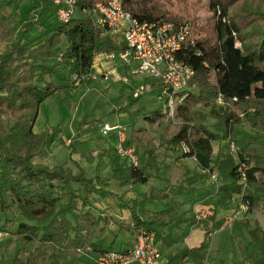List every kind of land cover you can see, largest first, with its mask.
Returning a JSON list of instances; mask_svg holds the SVG:
<instances>
[{"label":"trees","instance_id":"1","mask_svg":"<svg viewBox=\"0 0 264 264\" xmlns=\"http://www.w3.org/2000/svg\"><path fill=\"white\" fill-rule=\"evenodd\" d=\"M11 1L1 0L0 4V40L6 44L0 54V211L17 205L24 220L12 233L24 243H35L33 249L18 252L12 263L62 264L73 258L96 264L80 249L91 246V256L116 249L105 246L106 240L98 236L102 223L108 224L113 217L97 213L94 203L97 195L110 194L103 188L109 179L88 177L83 169L74 173L65 165L35 162V157L54 142L55 128L36 132L34 127L41 104L61 89L54 79L59 67L75 76L74 80L87 83L97 54L118 55L127 44L120 33L98 24L92 14L82 11L108 0H75L77 12L70 21L44 24L40 36L14 43L17 30L1 10ZM44 1V11L49 8L56 15L53 0ZM121 1L124 9L142 21H188L191 31L178 57L194 67L195 75L178 94L173 118L162 104L136 112L147 124L156 126L158 142L146 126L131 130L124 122L130 127L126 145H134L138 154L143 149L141 166H131L126 161L120 164L116 157L112 177L125 185L148 183L155 176L149 168L157 166L159 147L171 154L180 151L179 158L194 159L204 171H189L194 176L190 182L166 180L168 186L152 188L130 206L132 219L124 225L134 235L141 227L154 230L158 239L160 226L181 219L177 208L182 203L172 196H194V183L217 169L221 182L215 191L208 192L211 215L201 222L210 220L211 230L220 229L229 218L217 219V208L228 205L235 195L241 194V201L248 200L249 208L264 204V0H208L209 8L217 15L213 17L214 41L197 36V24L191 17L172 9L166 0ZM38 19L26 20L21 34ZM237 40L242 46L236 45ZM145 81L158 89L152 79ZM219 93L225 102L222 105L217 103ZM208 117L217 119L213 128L206 123ZM228 137L235 141L237 155L228 151L214 159V143ZM182 142L188 144V151H184ZM82 155L92 158L90 152ZM239 161L247 165V193L240 182ZM148 198L169 199L168 208L150 215L142 205ZM249 233L250 245L258 251L251 264H264V229L257 224ZM208 247L204 241L199 247L179 250L176 258L188 251L199 264Z\"/></svg>","mask_w":264,"mask_h":264},{"label":"rangeland","instance_id":"2","mask_svg":"<svg viewBox=\"0 0 264 264\" xmlns=\"http://www.w3.org/2000/svg\"><path fill=\"white\" fill-rule=\"evenodd\" d=\"M40 1L12 0L11 3L1 7L2 12L11 20L13 28L17 30V34L13 38L14 43L19 39L23 42L31 41L42 34L44 24L55 25L59 22L58 17L51 14V10L45 12L38 6ZM166 3L175 11L191 17L195 24H197V36L206 37L210 40L214 39L213 25L217 15L215 17L214 12L209 8L208 0H166ZM30 19H38L39 21L38 23H34L27 32L21 34L22 24ZM5 45L6 44L0 40V54L4 50ZM55 61L56 60H52V63ZM108 61L112 64L109 65V67H111L118 64L120 60H116L115 62L111 60ZM108 61L106 60V62ZM59 68L60 71L54 79L60 84L61 89L54 94L53 97L48 98L42 103L41 114L36 124V129L40 130L43 128L42 130H46L56 124L57 127L60 126V129L63 128L67 135H70L74 131L77 132L78 127H80V135L75 134V136H68L63 146L57 151H52L50 148L51 146L45 147L37 155V160L45 161L44 158L47 155L46 160H49L48 162L50 164L63 163V165L69 167L74 173H78L80 169H82L81 166L84 165L87 172L91 174L92 168L90 163L92 162V158L78 156V142L80 141L81 151L90 150V153L95 151L97 155L110 157L117 143V137L111 132H105L102 126L105 123L114 125L119 121L126 122L133 127L135 120L132 119V115L135 117L140 115L136 112L142 109V107H145L146 111L159 108L161 103L155 97L154 92H148L138 99L132 96L134 88L145 80L143 75H132L129 68L127 70L129 78L127 83L124 82L123 78L119 81L110 78L102 82L100 74H97L98 76L94 80L92 79V73L91 76L87 78L88 82L82 83V80H74L75 76L71 75L67 70H62L61 67ZM122 69L121 76L124 77L126 76L123 75L125 70L124 68ZM130 104L131 106H129ZM206 111L208 112L209 109H206ZM117 115H119V117H117ZM136 119H138L136 120L138 124L143 125L145 123L141 117ZM216 121L217 119L213 117H208L206 119V123H208L211 128H213ZM147 128L158 142L159 131L156 126L149 125ZM171 129L173 130L175 128ZM246 129L250 132L253 131L247 126ZM55 130H59V128ZM81 133H90L91 135L87 137L81 135ZM92 145L95 146L96 149H90ZM214 145V159L216 160L222 158L228 151L234 156L237 155V146L233 138L228 137L225 140L217 141ZM142 151L143 149H139V153H142ZM179 152L180 151H177L172 155L174 158L172 161L168 159L167 150L159 147L157 163L159 162L158 158H160L163 159L165 163L168 162L170 164L164 167L165 172H161L160 169L156 167L157 170L154 168L155 166H151L149 168L150 171L154 174L160 172V177L162 173L166 176L169 174L175 175L174 178L177 181L173 177V180H171L175 183L192 181L194 176L189 172L191 170L183 167V164H179L180 162L176 163L175 161L179 159ZM188 159H191L193 163H195L192 158ZM194 165V170H198V173H202L197 164ZM160 168L163 167L160 166ZM186 170L187 172H185ZM215 170L218 177L217 181L212 179L209 174H205L193 185L197 193L195 195L196 200L193 202V208L196 209V214H194L195 217L198 214L196 221H202L203 217H209L211 215V204L208 203V192L215 191L221 182L220 173L217 169ZM244 192H248V186H246ZM181 196L184 199L185 196L188 197L192 195ZM241 197V194L235 195L228 205H221L217 208V218H229L228 222L222 228L215 231L211 230L212 221L210 220L208 223L202 222V225H200L202 229L204 228V240H208L210 246V252L203 264H251L252 256L258 253V251L250 245L251 236L249 229L255 227L257 224L264 229V204H254L252 207L244 209L240 206ZM22 220H24V217L19 213L18 207L15 204H12L8 210L0 211V230L6 231V234L0 239V264H13L12 259L18 252L25 249L31 250L35 247V243H24L12 233ZM41 224L43 223H40V225ZM120 244L121 236L118 237L113 246L118 249L120 248ZM62 264L86 263L81 260L68 258L63 260Z\"/></svg>","mask_w":264,"mask_h":264},{"label":"built area","instance_id":"3","mask_svg":"<svg viewBox=\"0 0 264 264\" xmlns=\"http://www.w3.org/2000/svg\"><path fill=\"white\" fill-rule=\"evenodd\" d=\"M53 3L56 6V16L61 22L70 21L77 12L75 0H53ZM82 11L92 14L98 24L123 36L127 48L118 56L130 69L132 75H143L145 79H152L158 84V89H154L151 83L144 81L134 88L132 96L139 98L154 91L155 97L164 105L168 115L173 118L178 94L188 87L195 75L194 67L178 57V53L183 49L190 34V23L188 21L175 23L162 19L142 21L129 10L124 9L121 0L97 2L93 7L83 8ZM236 45L241 46V42L237 40ZM109 56L115 57L116 55L109 54ZM123 80L127 83L128 76H124ZM217 103L220 105L225 103L222 93H219ZM102 129L116 135L115 153L124 157L131 166H141L136 147L126 145L130 131L128 124L119 121L114 125L105 123ZM181 146L184 151L189 150L186 142H182ZM246 169V163L240 162L238 170L244 189L247 186ZM210 176L218 180L215 171L210 172ZM240 206L248 209V200L241 201ZM4 234L6 231L0 230V239ZM92 251L91 246L80 249V252L90 256L96 264H166L156 232L146 227L139 228L135 234V242L130 247L107 249L96 256H91Z\"/></svg>","mask_w":264,"mask_h":264},{"label":"crops","instance_id":"4","mask_svg":"<svg viewBox=\"0 0 264 264\" xmlns=\"http://www.w3.org/2000/svg\"><path fill=\"white\" fill-rule=\"evenodd\" d=\"M38 6L42 10H44L45 1L44 0L40 1ZM48 10H51V9L48 8L45 12H47ZM51 12H52V10H51ZM106 60L107 61L111 60L113 62H115L116 60H120V61L118 64H115L114 66L109 67V65H112V64L109 61H108L109 63L106 62ZM122 68H124V70H125V73L123 75L128 76V74H127L128 67L123 63L122 59L118 55H116L115 57H110L109 54H106V53L97 54L95 56L94 64L92 67V76H93L92 79L95 80L98 76L97 74H100L101 75L100 78H101L102 82H103V80H109L110 78H114L115 80L119 81L123 78L121 76V69ZM122 72H123V69H122ZM144 80H145V78H144ZM152 92H154V91H152ZM154 94H155V92H154ZM51 97H53V96H51ZM51 97H49V98H51ZM46 100H44V101H46ZM41 106H42V104H41ZM41 106H40L38 118L36 120V124L38 123L39 117L41 114ZM117 117H119V115H117ZM138 117L142 118V116H140V115H137V117L132 115V119L135 120V124L133 125V127H131L132 128L131 130H133V128H137V127L149 126V124L147 125L146 122L143 125L138 124L136 121V120H138V119H136ZM36 124H35L34 130L36 132H42L43 128H41L40 130L39 129L37 130ZM52 127H54L55 129L59 128V130H55V133H54L55 134V140L50 147L52 151H54V150L57 151L59 148H61L64 144L65 139L68 136H70V135L75 136V134L80 135V127H78L77 132L74 131L70 135H67L66 131L63 130V128L60 129V126L57 127L56 124L51 126V128ZM129 134H130V131H129ZM81 135L89 137L91 134L90 133H85V134L81 133ZM80 137H82V136H80ZM78 147H79V150H77V154L79 157L83 156L82 155L83 153L90 152V150H82V151L80 150V141L78 142ZM87 148H88V145H87ZM90 149L94 150L96 148H95V146L92 145V146H90ZM95 153H96L95 151L92 152V162L90 163L91 168H92L91 174H90V172L89 173L87 172L84 165H82L81 167L85 171V173L88 177L99 176L102 179H104V178L109 179V184L103 188L105 190L109 191L110 194L106 195V196L97 195L98 198L94 201V203L97 207V209L95 210L97 213H99L98 211H100V213H102L103 215H109V216L113 217V220H111L108 224L102 223L101 231L99 232L98 236L100 238H104L106 240L105 246L110 245L112 247H114L113 245L117 241L118 237L121 236L120 248L124 247V246L130 247L135 242V236L131 231L127 230L126 226L124 225L125 223H128L132 219L130 206L133 205V203L136 200H139L140 198L145 196V194H149V192H150V190H152V188H164V187L168 186L170 183H175L174 181H171V180H173L175 175L169 174L166 176L162 173V176L160 177L159 174H154L155 176H153L149 180V182L146 184H134V185L133 184H127V185H125V184L120 183L119 180L112 177L113 176V160L116 157H118L119 163L123 164L126 161L124 159V157L119 156L114 151L111 154L112 157H111V155H110V157L109 156L107 157V156L97 155ZM140 154L141 153H139V156H140ZM172 155L173 154L168 153V159L169 160L171 159L173 161L174 158L172 157ZM46 157H47V155L44 158L45 161L37 160V156L35 157L36 160L35 159L34 160H35V162L44 163V164H47L49 166L63 165V163L62 164H60V163L50 164L48 162L49 160H46ZM158 161L159 162L157 163L156 167L159 168L161 172H165L164 167L169 165L170 163H168V162L165 163L163 161V159H160V158H158ZM175 161H176V163L180 162L179 164H183L182 166L189 169V170L198 171V170H194V166H195L194 164H196V162L194 161L195 163H193V161L191 159L179 158L178 160H175ZM190 163L192 164V167H191ZM160 166L163 168H160ZM185 172H187V170ZM201 172H204V171L201 170ZM158 173H160V172H158ZM166 180H170V183L167 182ZM196 194L197 193H195V195ZM195 195L194 196H188V197L185 196L184 199L182 198L181 195L172 196L173 200H176V201H179L182 203V205L177 208V213L179 216H181L180 217L181 219L179 220L178 223H175V221L173 220L171 222H167L168 224H166L164 226H160L158 228L159 238L157 240H158L159 246L163 250V254L165 256L166 264H196L194 262V259L190 257L191 253L189 254L188 251L181 258H176L177 252L181 249L187 250V249H193V248L199 247L204 241L209 243L208 240L207 241L204 240V230H203L204 228L202 229V227L200 226V225H202V222L196 221V217L198 215H196V217L194 215V214H196V212H195L196 209L193 208V205H194L193 202L196 200ZM167 201H169V199L162 201V200H158L156 198H148L147 200L144 201V203H142V205H143V209L147 210L148 213L151 215L153 212H159V211L167 209L168 208ZM218 207H220V206H218ZM217 219H219V218H217ZM166 221H168V220H166ZM209 252H210V246L207 248V250L205 252L204 259L199 264H203L205 262V260L207 259L206 257L209 254ZM86 264H88V263H86Z\"/></svg>","mask_w":264,"mask_h":264}]
</instances>
